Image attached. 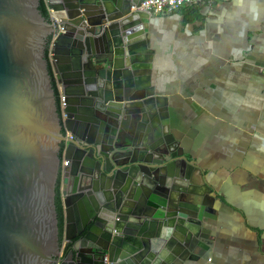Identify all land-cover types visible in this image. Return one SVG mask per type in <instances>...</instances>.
I'll use <instances>...</instances> for the list:
<instances>
[{
	"label": "water",
	"instance_id": "water-1",
	"mask_svg": "<svg viewBox=\"0 0 264 264\" xmlns=\"http://www.w3.org/2000/svg\"><path fill=\"white\" fill-rule=\"evenodd\" d=\"M140 3L48 0L64 12L56 22L40 0H0V264L208 257L203 224L214 219L215 198L151 84L148 28L159 17Z\"/></svg>",
	"mask_w": 264,
	"mask_h": 264
},
{
	"label": "crops",
	"instance_id": "crops-1",
	"mask_svg": "<svg viewBox=\"0 0 264 264\" xmlns=\"http://www.w3.org/2000/svg\"><path fill=\"white\" fill-rule=\"evenodd\" d=\"M211 2L148 28L151 84L215 198L209 255L185 264H264V0Z\"/></svg>",
	"mask_w": 264,
	"mask_h": 264
},
{
	"label": "built area",
	"instance_id": "built-area-1",
	"mask_svg": "<svg viewBox=\"0 0 264 264\" xmlns=\"http://www.w3.org/2000/svg\"><path fill=\"white\" fill-rule=\"evenodd\" d=\"M211 1L212 0H141L140 8L142 10L147 11L151 15L158 17L160 15L175 13L185 8H192L197 5H202V4L209 5L212 3ZM43 2L49 14V17L53 21L51 17V10L48 8V0H43ZM55 36L56 35L54 36L52 35L47 47V60L49 62L53 61L52 43H53V38ZM64 106H65L64 96L61 93H59L60 114L63 118L65 117V114L63 113ZM67 164H68L67 161L62 162V166H67ZM103 262L104 264H110L107 260L106 255L103 257Z\"/></svg>",
	"mask_w": 264,
	"mask_h": 264
},
{
	"label": "trees",
	"instance_id": "trees-1",
	"mask_svg": "<svg viewBox=\"0 0 264 264\" xmlns=\"http://www.w3.org/2000/svg\"><path fill=\"white\" fill-rule=\"evenodd\" d=\"M39 10H40V12H41V14H42L43 17H45L46 19H49V14H48V12L46 10V7L44 5L43 0H40ZM45 56L47 58V49H46ZM49 73L51 74L53 88H54V91H55V95L57 97V100L59 102V92H58L57 85H56V81L53 78V73H52V70H51L50 67H49ZM59 190H60L59 184H57V187L55 189V193H56V196H55V206H56V211H57V215H58V218H59V229L61 230L63 208H62L61 196H60V191Z\"/></svg>",
	"mask_w": 264,
	"mask_h": 264
}]
</instances>
